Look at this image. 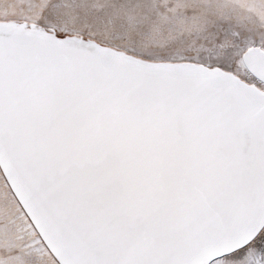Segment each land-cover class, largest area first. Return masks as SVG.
Listing matches in <instances>:
<instances>
[{
  "label": "snow or ice",
  "instance_id": "1",
  "mask_svg": "<svg viewBox=\"0 0 264 264\" xmlns=\"http://www.w3.org/2000/svg\"><path fill=\"white\" fill-rule=\"evenodd\" d=\"M0 264H264V0H0Z\"/></svg>",
  "mask_w": 264,
  "mask_h": 264
}]
</instances>
